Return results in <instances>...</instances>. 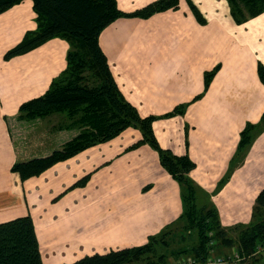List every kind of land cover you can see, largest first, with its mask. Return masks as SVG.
<instances>
[{"label":"crops","instance_id":"crops-1","mask_svg":"<svg viewBox=\"0 0 264 264\" xmlns=\"http://www.w3.org/2000/svg\"><path fill=\"white\" fill-rule=\"evenodd\" d=\"M155 1L117 3L132 13ZM36 28L30 0L0 15V223L31 215L43 256L65 242L84 254L104 253L174 230L184 210L181 186L149 145L127 150L141 139L139 130L128 128L25 182L13 172L21 155L5 118L49 90L70 51L65 39L53 38L6 59ZM99 44L125 99L142 117H157L159 144L194 162L189 177L208 200L203 205L217 210L222 228L231 234L253 223L264 189V84L258 76L264 14L237 24L227 0H180L148 18H117ZM180 104H186L182 115L160 118ZM251 125V141L240 148L241 132ZM90 172L85 187L53 202Z\"/></svg>","mask_w":264,"mask_h":264},{"label":"trees","instance_id":"trees-1","mask_svg":"<svg viewBox=\"0 0 264 264\" xmlns=\"http://www.w3.org/2000/svg\"><path fill=\"white\" fill-rule=\"evenodd\" d=\"M23 1L26 0H0V15ZM30 1L36 14L37 28L28 32L19 44L6 53L5 58L23 55L53 38L65 39L70 45V51L67 68L49 90L23 103L15 115L5 118L11 141L15 147L16 141L25 137L19 121L27 115L45 117L69 111L74 116L80 114L79 126L82 125L83 128H80V132H74L71 126L66 127L72 137H67L69 134H66L65 139H68L62 140L58 147L20 158L13 166V172L19 174L20 180L25 182L40 176L56 163L66 161L90 147L106 143L126 129L133 128L139 130L141 139L127 150L149 145L158 153L162 167L181 186L184 210L175 230L168 229L160 235L151 236L141 246L92 254L79 253L78 249L72 247L44 256L33 218L31 215H23L0 223V264H169L170 259L188 256L196 259V264H204L211 250V241L215 242V250L222 246L225 249L234 247L244 259L243 262L264 264V251L255 254L258 246H264V189L256 199L253 214L255 221L246 227L236 228V237L228 234L221 226L217 210L198 202L200 190L189 177L195 167L194 162L187 154L176 155L159 144L153 130V122L157 117H142L137 108L125 99L99 44L102 30L117 18H148L154 13L177 8L180 0H156L132 13L121 11L117 0ZM227 2L230 14L237 24H243L264 13V0ZM193 8L197 17L203 21L199 11L194 6ZM212 75L213 72L207 73L206 86ZM258 76L264 84L262 63L258 66ZM175 113L182 115L183 107L176 108L166 117ZM261 123L264 124V114ZM76 126L78 124L74 127ZM253 127L251 125L241 132L240 148L250 143ZM15 150L17 151V146ZM90 177L91 172L82 176L53 202L58 201L67 191L85 187ZM175 232H180L181 241L188 242L186 246L176 250L171 248Z\"/></svg>","mask_w":264,"mask_h":264},{"label":"rangeland","instance_id":"rangeland-1","mask_svg":"<svg viewBox=\"0 0 264 264\" xmlns=\"http://www.w3.org/2000/svg\"><path fill=\"white\" fill-rule=\"evenodd\" d=\"M262 14H264V13H262ZM178 107H183V110H184L186 107V104H180L179 106H177V105L174 106L171 110V113L174 112V110ZM168 114H170V112H168ZM166 115H167V113L164 114L163 116H161L160 118L169 119V118H172L176 115H181V113H175L171 117H166ZM73 116L74 115L71 114V112L63 111V112L52 113V114H49L45 117H43V116L34 117L32 115L31 116L27 115L26 117L21 119L19 121V124H20V127L22 128V130H24V132H25V134H24L25 137L22 140L18 139L16 141L15 147L17 146V151H19L18 152L19 156L21 155V158H22V157L30 155V154H34V153L38 154V153H42L44 151H47L49 149L58 147L60 145L59 143H61L62 140L68 139V138L65 139L66 134H69V135H67V137H72V134L68 133L69 132L68 128H70V126L74 129V132H77V131L80 132V130H81L80 128H83L82 125L79 126V124H80L79 119H81V116H80V114H77L74 117ZM75 124H78V126L74 127ZM66 127H68V128H66ZM70 139H72V138H70ZM198 202L200 204H206V202L208 203V200H206V198L204 196L201 197L200 192H199ZM234 234H235V232L233 231L231 233V235L234 236ZM180 236H181L180 232L174 233L172 238H175V241L171 243L172 249L176 250V249L180 248L181 246H186L188 244V242L181 241ZM193 238H194V234L192 236V239ZM72 247H73V249H74V247L76 249H78L80 251L79 253H84V251L81 249L80 246H72L71 244H68L66 242L62 243L59 247L52 249V252L53 253L54 252L60 253V252H63L65 249H68V248L72 249ZM222 247H221V249L217 248V250H215V252L219 255L226 256V255L232 254V252L236 250L234 247L231 248L232 250L231 249H225L224 246H222ZM179 258H181V257L170 259L169 264H174L176 262V260H178ZM240 264H250V261H246V262L242 261Z\"/></svg>","mask_w":264,"mask_h":264},{"label":"built area","instance_id":"built-area-1","mask_svg":"<svg viewBox=\"0 0 264 264\" xmlns=\"http://www.w3.org/2000/svg\"><path fill=\"white\" fill-rule=\"evenodd\" d=\"M214 245L215 242L211 241L210 242L211 250L204 264H240L244 260L235 251H233L232 254L230 255H226V256L219 255L215 252V248L213 247ZM263 251H264V246H258L257 252L255 254H258ZM196 263H197L196 259H194L191 256H188V257H181L174 264H196Z\"/></svg>","mask_w":264,"mask_h":264}]
</instances>
